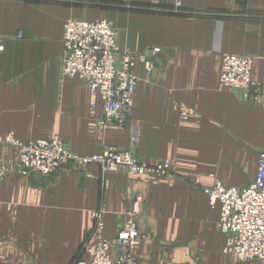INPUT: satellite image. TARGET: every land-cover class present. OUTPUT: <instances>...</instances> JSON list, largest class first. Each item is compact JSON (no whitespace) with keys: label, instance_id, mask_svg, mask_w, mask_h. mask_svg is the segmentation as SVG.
<instances>
[{"label":"crops","instance_id":"0c3cea01","mask_svg":"<svg viewBox=\"0 0 264 264\" xmlns=\"http://www.w3.org/2000/svg\"><path fill=\"white\" fill-rule=\"evenodd\" d=\"M69 19L112 21L120 52L162 50L151 71L141 64L133 71L131 124L140 131L134 147L131 127L95 131L101 100L92 117L85 82L62 75ZM0 44V136L29 142L57 135L83 156L115 146L132 148L150 165L176 161L173 177L134 178L99 164L28 178L12 169L0 190V264H75L83 245L96 239L93 211L103 206L104 235L114 241L131 219L129 197L138 190L147 198L134 218L144 236L137 264H261L224 252L221 206L193 179L202 187H213L215 178L247 187L257 177L264 152V0H0ZM226 55L254 57L259 104L247 105L221 85ZM13 157L0 150L1 162ZM84 259L91 264L88 254Z\"/></svg>","mask_w":264,"mask_h":264},{"label":"built area","instance_id":"2783aa9c","mask_svg":"<svg viewBox=\"0 0 264 264\" xmlns=\"http://www.w3.org/2000/svg\"><path fill=\"white\" fill-rule=\"evenodd\" d=\"M177 1L176 8H181ZM20 32L18 37H22ZM119 30L109 20L87 21L69 19L64 25V54L62 75L78 77L89 89L91 116L95 117L98 100L102 102L101 118L94 120L93 129L99 132L127 129L131 127V147L140 138L137 126H132L134 93L138 82L133 71L138 64L151 71L153 58L162 50L150 48L144 52L118 46ZM4 46L0 44V53ZM120 55V58H119ZM254 57L251 55H226L223 58L220 82L240 94L241 100L250 106L261 102L260 84L252 78ZM186 111L181 113L189 119ZM0 150H11L14 157L0 161V190L7 175L15 169L22 177L49 176L63 167L86 169L99 164L114 173L129 174L134 178L144 176L173 177L176 175L175 159H166L156 165L141 160L132 148L127 150L106 146L94 155L83 156L70 151L57 135L29 142L18 140L13 133L0 136ZM194 186L205 192L212 205L220 204L221 215L218 230L226 238L224 252L235 254L241 263L259 261L264 264V152L259 154L258 174L247 187H227L215 178L213 187H202L200 178L193 179ZM146 193L138 190L131 193L130 216L114 241L105 237V210L103 206L94 210L93 237L82 248L75 264H137L135 252L143 235L134 220L142 214Z\"/></svg>","mask_w":264,"mask_h":264},{"label":"rangeland","instance_id":"374dc122","mask_svg":"<svg viewBox=\"0 0 264 264\" xmlns=\"http://www.w3.org/2000/svg\"><path fill=\"white\" fill-rule=\"evenodd\" d=\"M83 20V19H82ZM19 140V139H18ZM21 141V140H20ZM23 142V141H22ZM4 161H6V160H4ZM3 162V161H2Z\"/></svg>","mask_w":264,"mask_h":264}]
</instances>
